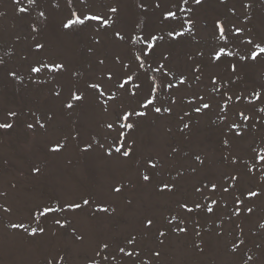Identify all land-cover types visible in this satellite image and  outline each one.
I'll use <instances>...</instances> for the list:
<instances>
[{"label":"rangeland","instance_id":"obj_1","mask_svg":"<svg viewBox=\"0 0 264 264\" xmlns=\"http://www.w3.org/2000/svg\"><path fill=\"white\" fill-rule=\"evenodd\" d=\"M139 2L87 0V7L103 14L107 7L116 5L120 9V19L114 27L132 31L135 35L152 31L164 36V40L158 42L155 53L146 61L145 69H139L138 62L132 59V52L139 51L143 45L115 42L111 32L104 33L101 30L103 44L97 48V55L107 56L106 65L118 69L119 66L113 64L112 56L120 54L124 62L130 65L129 74L139 76L138 80L134 79V83H141V89L137 90L136 96L118 93L116 103L109 102L108 112L102 111L92 94H89L88 102L69 114L67 110H62L60 100L53 97L52 89L57 87L59 81L64 85L62 95L67 96L69 81L75 83V78H70L68 73L53 78V74L47 71H42L38 76L29 72L28 65L37 59L63 60L69 68L98 74L95 57L85 50L92 43L97 25L93 23L78 33L65 34L59 28L60 19L69 11L65 0H38L39 7L30 5L28 0H0V59L3 60V64H0V122H4L7 111L18 113L17 117L7 118L8 122L14 124L13 129H0V193H4L0 195V205L12 209L5 213L0 208V264H46V258L50 259L56 252L65 257L60 264H88L89 258L100 251L98 245L102 241L110 242L111 250L115 252L117 243H123L124 237L130 232L137 235L145 259L150 258V250L160 251L161 256L152 260V264H242L248 255L254 257V262L249 264H264V228H260V224L264 223V194L245 200L253 208L251 215L244 211L239 217L232 215L234 196L244 199L241 193H246L249 188L264 192V180L261 179L264 166L257 164L254 174L245 167L246 163H256L252 149L264 147V113L257 111L264 107V57L256 62L239 61V56L247 52L242 39H247L249 35L255 40L264 39V0H243L252 4L249 9L241 7L242 0H224V3L220 0H204L199 6L189 0L188 6L193 7L194 12L187 17L177 12L180 19L175 22H161L160 11L151 8L149 14L144 16L137 7ZM174 2L162 0V6L170 7ZM53 3H60L61 6L55 8ZM20 7L28 8L29 12H18ZM73 7L79 10L81 5L78 0H74ZM232 8H235L234 13L230 11ZM40 10L45 11L49 18L47 21L38 17ZM246 16H250V19L246 20ZM185 18L195 21V40L187 33L184 37L172 40L167 32L181 30L179 24ZM217 18L225 21L226 30L234 24L244 28L245 32L240 38L226 33L227 42L216 40L213 25ZM141 19L146 22V30L134 29V23H139ZM33 23L42 29L37 39L46 41L47 48L40 54L30 55L35 43L32 39L35 33L29 27ZM247 29H251V33ZM225 45L226 50L235 55L225 57L221 62H210L209 54L213 47ZM197 51L204 52V55L197 56ZM164 55L168 56L166 61ZM190 55L201 65L202 74L197 73L201 75L200 81L191 78ZM25 56L28 58L25 59ZM157 62L164 63L174 74L189 76L185 85L172 90L160 89L157 93L155 106H172L173 115L161 117L147 110L148 115L144 118L133 116L132 120L138 121V124L126 143L135 140L134 155L124 158L113 152L108 157L106 150L116 143V132L106 129L104 125L112 122L121 108L145 110L138 107L148 93L149 82L145 75L155 76L158 84L169 81L176 83L173 75L164 77L151 71L148 65L155 68ZM232 63L237 64L238 71L235 74L230 70ZM9 70L16 71L22 79H12L8 75ZM213 75L218 77V84L227 82L226 87H221V93L227 91L233 97L227 101L226 113L219 112L218 105L223 104L227 97L222 98L220 93L210 91V78ZM237 75L240 79H236ZM40 80H46L47 83L40 84ZM80 86H83L82 81ZM254 90L261 91V99L249 103L250 93ZM200 95L212 104V108L204 115L192 113L190 121L186 117L191 127L181 133L178 117L184 111L191 112L187 101ZM237 95L242 99L237 101ZM172 96L176 98L175 105L171 103ZM48 111L55 113L50 122L45 117ZM239 112L251 119L242 121ZM220 116L225 119H219ZM37 118L46 123V128L27 129L26 124L34 123ZM232 122L241 124L237 131H242L243 135L236 136L229 130ZM169 128L171 132L167 131ZM77 133L79 136L73 139ZM65 136H68L67 141L64 140ZM224 139L229 141L227 147L222 143ZM56 140L65 143L66 147L60 153H50L48 149ZM84 142L93 144L88 152L82 150ZM99 144H103L104 148L101 149ZM172 146L179 151L169 155ZM197 154L205 159L204 166L196 164L194 156ZM225 156L229 157L228 161L223 159ZM233 156L237 159L236 165L231 164ZM150 157L159 161L158 175L152 183H147L140 174L145 171V162ZM190 166L197 167V172L192 173ZM33 167L40 168V172H33ZM181 167L185 177L180 181L179 191L175 195L159 193L157 181L169 180ZM225 174L237 175L240 179L225 181L222 179ZM208 180L218 185L216 193L205 192V195L219 202L214 206V214L201 210L188 214L177 207L176 201L182 199L208 203L195 194L192 188L193 184ZM118 182L125 187L122 193L115 194L111 186ZM230 183H235L236 188L224 193L220 185L228 186ZM81 197L91 198L93 204L80 211L57 213L56 218L70 221L64 228L54 223L51 214L47 219L41 218L39 224L32 218V210L38 205L57 201L80 202ZM96 202L105 207H114L116 212H94ZM172 215L177 217L173 224L184 221L181 227L188 228L187 234L173 232L166 227L167 219ZM145 217H153L156 227L166 231L167 237L158 238L156 228L151 231L143 229ZM20 222L29 230L39 226L44 227L46 232L32 238L23 229L10 227V224ZM197 223L199 228L196 230L200 236H196L194 231ZM73 229H76L75 233ZM77 235H82L83 239H76ZM160 239H163V244L159 243ZM240 240L244 243L240 244ZM233 241L238 245L236 252L231 250ZM196 244L203 247L202 252ZM101 254L106 255L107 252L102 251ZM113 264L126 262L118 255Z\"/></svg>","mask_w":264,"mask_h":264},{"label":"snow or ice","instance_id":"obj_2","mask_svg":"<svg viewBox=\"0 0 264 264\" xmlns=\"http://www.w3.org/2000/svg\"><path fill=\"white\" fill-rule=\"evenodd\" d=\"M18 2V0H17ZM81 7L79 10L73 7L74 0H65L66 6L68 8V14L62 17L59 21V28L60 30L65 33H73V32H80L85 28H89L95 23L97 25L95 33L92 37V43L86 47V52L91 54L95 57V66L99 69V73H87V70H80L79 68H69L67 63L63 60H44V59H37L32 61L28 65V70L30 73L37 74L38 76L42 73V71H47L48 73L53 74V78L57 76H63L65 73H68L70 78H75L76 82L73 83L71 80L67 86V96H63L62 92L64 90V85H61L59 81H57V87L52 89L53 97L60 100L62 110H67L69 114L74 112L78 107L85 104L89 100V94H92V97L96 103V105L104 112L109 111V102L116 103L118 99V93H128L131 96L137 95V90L141 89V83H134V79L138 80L139 76H133L129 74L130 65L124 62V59L121 57L120 54H114L112 56V61L114 65H118L119 68L116 69L115 67L109 68L106 65L107 56L97 55V48H99L103 44V39L101 35V30L104 33L111 32V37L115 42H123L128 43L131 42L132 45L135 44H142L143 46L139 49V51L132 52V59L134 62H138L137 67L139 69H145L146 61L151 58L153 53H155L157 49V44L159 41L164 40V36L160 34H156L152 31H145L143 35H135L132 31L126 30L124 28H116V25L120 19V9L116 5H112L106 8V11L101 13L93 12L91 8L87 7V0H78ZM221 3H224V0H220ZM30 5H34L39 7L38 0H28ZM191 3L194 5H202L204 0H191ZM189 5V0H175L174 3L171 4L170 7L162 6V0H140L137 7L143 13L144 16L149 14V9L159 10L161 22L172 21L175 22L180 19L178 17L177 12L181 13L184 17H187L189 13H193L194 9ZM55 8H59L61 5L60 3H53L52 5ZM241 7L244 9H249L252 7L251 3L241 2ZM176 9V10H173ZM233 13L235 12V8L230 9ZM18 12L20 13H28L29 9L20 7L18 8ZM38 17L42 18L44 21H47L49 18L46 16L44 10H40L38 12ZM245 19H250V16H246ZM30 30L33 35L32 39L35 42L32 54H40L45 51L47 48V42L37 39V36L40 35L42 32L41 28H38L35 23L30 24ZM181 30L177 31L175 29L170 30L167 32V36L170 37L172 40H176L177 38L184 37L185 34H189L193 40L196 38L195 32V21L192 18H185L179 24ZM134 29H145L147 28L146 22L141 19L139 23H134ZM232 33L234 37L240 38L241 34L245 32V29L236 25H231L227 30L225 28V21L222 18H217L214 21L213 25V36L216 40H222L227 42L228 35L226 33ZM248 33H251V29H247ZM18 39V37H17ZM242 44L247 47V52L245 55L239 56V61H253L256 62L264 57V39L255 40L250 35L247 39H242ZM227 45L213 47L209 54L210 62L216 63L221 62L225 57H232L235 55L232 51L226 50ZM197 56H203L204 52L197 51ZM25 59L28 57L25 56ZM163 59L166 61L168 59L167 55L163 56ZM188 60L192 62L190 66L191 70V78L195 81L201 80L202 74L201 65L196 62L193 57L190 55L188 56ZM0 64H3V60L0 59ZM158 66L155 68L151 67V64L148 65L151 68L152 72L160 73L162 76L166 77L169 75H173L176 79V83H172L171 81L167 82L166 84H158L156 77L151 75H145L146 80L148 83V93L143 97V102L139 103L138 107L140 109H145L143 111L136 110V108L131 109H123L121 108L120 111L116 112L115 119L112 122L105 123L104 127L108 130H112L116 132V143L110 146L106 150V155L111 157L113 152L121 155L124 158H131L134 155V146L135 140L132 139L126 143V140L130 137L132 131H134L137 127L138 121H133L132 117L144 118L148 115V111L157 114L158 116L163 117L165 114L168 116H172L174 113V109L172 106H155L157 103V93L160 89L164 90H172L180 87L181 85H185L189 79V76L180 73L174 74L169 69H167L164 63L157 62ZM91 68L92 65L89 64ZM230 70L233 74L237 73V64L232 63L230 64ZM8 75L14 80H21L22 77L18 75V73L14 70H9ZM31 78V77H30ZM236 79H240L237 75ZM80 81L83 82V86H80ZM34 83L36 81H33ZM211 82V89L212 93H220L222 98L227 97V100H224L223 104L218 105L219 112L226 113L228 111V103L227 101L232 100L233 97L228 95L227 91L221 93V87H226L227 82L224 85L218 84V77L213 75L210 78ZM234 82V81H233ZM40 84H46V80H40ZM131 87H128V86ZM190 86V85H189ZM251 99L249 103H253L254 101H259L261 99L262 93L259 90H254L250 93ZM247 99L248 97H243ZM237 101L241 100L242 97L237 95L235 97ZM172 105H175L176 98L172 96ZM188 107L191 109V112L184 111L183 115H179L178 117V129L181 133H184L185 130H190V123L186 121V117L190 121L192 118V113L197 115H204L208 111L211 110L212 104L205 101V97L200 95L198 97H194L192 100H188ZM151 106V107H150ZM257 111L264 113V107H260ZM35 116V114L33 113ZM18 113L16 111L9 110L6 113V118L4 122H0V129L4 130H11L14 127V124L8 122V117H17ZM55 113L48 111L45 113L46 121L50 122L54 119ZM238 116L242 119V121H248L251 119L250 116L245 115L243 112H239ZM219 119H225L224 116H220ZM214 124L215 121H212ZM27 129L29 130H36L37 127L39 129H45L46 123L41 122L39 118L35 120V122H28L26 124ZM241 128V124L237 122H232L229 125V130L234 132V135L241 136L243 135L242 131H237ZM167 131L171 132V129H167ZM79 136V133L73 137L76 139ZM95 140V137H92ZM64 140H68V136L64 137ZM97 143H99L97 141ZM224 146L229 145V141L224 139L222 141ZM66 147L65 143H62L60 140H56L51 143V147H49L48 151L50 153H60ZM93 144L91 142H84V148L82 149L84 152H88L92 149ZM101 149L104 148L103 144H99ZM179 149L177 147L172 146L169 155L178 152ZM253 151V160L256 162L255 164H245L247 171L249 173H253L257 170L256 165L264 166V147H261L259 150L256 148L252 149ZM225 161L229 160V157H223ZM194 160L198 166L205 165V159H202L199 154L194 156ZM146 169L140 175L142 180L147 183H152L154 177L158 175V163L159 161L155 158H148L146 160ZM231 164L236 165L237 159L236 157L231 158ZM191 167V166H190ZM198 170L197 167H191V172L196 173ZM33 172L39 173L40 168L33 167ZM185 177V173L183 168L177 169L175 171V175H172L169 180L160 179L157 181V191L159 193H169L175 195L176 192L180 189V181L183 180ZM225 181H238L240 179L237 175L232 174H225L222 177ZM261 179L264 180V169L261 170ZM14 187V185H13ZM125 185L121 183H116L111 186V191L115 194L122 193ZM193 192L198 194L202 200L209 201L208 203H201L199 200H177L176 204L177 207L183 212L192 214L196 210H201L206 212L207 214H214V206L218 205V200L211 199L210 196L205 195V192H210L212 194L216 193L218 190V185L211 180L200 181L199 184L192 185ZM224 193H228L230 189L236 188L235 183H230L228 186H224V184L220 185ZM264 194V192L260 190H252L249 188L246 193H241L244 196V199H241V196H234L233 203L234 208L232 211V215L239 217L241 212L244 211L247 214L251 215L253 213V208L248 206L245 203V200H251L253 198H257ZM0 195H4V193H0ZM129 204L132 203L131 200L128 201ZM93 204L91 198L81 197L80 202L76 201H65V202H54L45 205H38L36 208L32 210V218L39 224L41 218L47 219L49 214L52 215L54 219V223L58 225L60 228H64L66 224H69L66 218L60 219L56 218L57 213H65L68 212H76L83 210L85 207ZM190 204L192 206H190ZM0 208L3 209L5 213L11 212L12 209L10 207H3L0 205ZM94 212L99 213H115L116 209L109 208L103 206L102 203L96 202ZM177 217L172 215L170 219H167L166 227L177 233H184L187 234L188 228L181 227V224L184 223L183 220H180L179 223L173 224V221H176ZM31 222V220H30ZM143 229L147 231H151L153 228H156V234L158 238H166L168 233L161 228H157L154 222L153 217H145L142 221ZM11 228L14 229H23L24 232L32 238L37 237L38 234L44 235L46 230L44 227H32L30 230L29 228L23 223H12L10 224ZM239 227V226H237ZM199 228V224H195V235L200 236V232L196 229ZM260 228H264V223L260 224ZM76 232V229H73V233ZM243 232V229H241ZM218 235H220L218 233ZM76 239L82 240V235H77ZM163 239L159 240V243L163 244ZM240 244H243L244 241L240 240ZM199 251H203V247L200 244L195 245ZM100 251H96L95 256L89 258L88 264H113V261L117 260V256L121 257V260L126 262V264H152V260L158 259L161 256L160 251L158 250H150L151 256L149 259H145L142 255V249L140 247L139 242L137 241V235L133 233H128L127 236L124 237L123 243H117L116 250L113 252L111 250V243L107 241H102L98 245ZM256 247H260V245H256ZM238 249V245L235 241H233L231 250L236 252ZM102 251H106V255H102ZM59 257V260L57 259ZM99 257V259H97ZM65 257L61 255L59 252H56L51 255L50 259L46 258V264H53L56 261V264H60V261H63ZM249 262H254V257L252 255H248L245 260H243L242 264H249Z\"/></svg>","mask_w":264,"mask_h":264}]
</instances>
